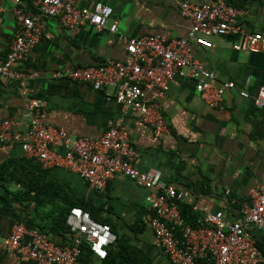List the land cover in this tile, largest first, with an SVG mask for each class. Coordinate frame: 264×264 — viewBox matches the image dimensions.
<instances>
[{"label":"crops","instance_id":"crops-1","mask_svg":"<svg viewBox=\"0 0 264 264\" xmlns=\"http://www.w3.org/2000/svg\"><path fill=\"white\" fill-rule=\"evenodd\" d=\"M97 1L113 8L101 30L87 23L64 27L53 17L42 20L39 41L27 59L17 65L21 71L35 73L26 80L28 92L0 76V120L12 119L15 129L24 131L29 121L26 104L31 97L42 100L39 112L45 124L74 137H98L110 119L120 118L131 145L139 152L136 164L141 170L159 169L165 181L191 193L190 202L210 210L221 209L228 219L236 217L249 189L262 181L264 109L253 103L252 96L264 85V50L236 48L239 36L231 34L211 36L210 47L192 44V56L215 73L217 86L234 81L237 88H226L221 104L211 108L197 93L194 81L177 74L164 96L150 101L153 111L165 122V128L157 130L138 112L123 111L113 98L112 88L94 90L87 83L55 74L67 68L122 59L126 51L120 35L188 38L191 22L168 0H77L76 4L90 6ZM16 6L28 9L30 3L0 0V63L17 28ZM244 10L238 17L243 32L264 34V0H251ZM113 21L117 22L115 33L109 31ZM240 89L249 97L241 96ZM26 158L17 143L0 144V264H33L5 249L2 239L15 223L27 218L38 222L43 219L42 210L47 211V207L35 209L34 192L23 186V182L34 179L32 170L36 165L35 161L27 163ZM51 171L78 195L102 207L101 214L116 225L117 242L140 248L154 264H170L145 221L146 189L117 173L103 191H95L75 173L60 168ZM250 232L264 264V230L253 227ZM42 234L55 242H69ZM84 264H102V259L92 256Z\"/></svg>","mask_w":264,"mask_h":264},{"label":"built area","instance_id":"built-area-1","mask_svg":"<svg viewBox=\"0 0 264 264\" xmlns=\"http://www.w3.org/2000/svg\"><path fill=\"white\" fill-rule=\"evenodd\" d=\"M28 1L30 8L16 6L14 9L17 28L0 63V76L15 81L27 92L26 80L35 73L21 71L17 65L27 59L39 41L45 17L56 18L64 27L87 23L101 30L113 13V8L101 1L90 6H78L77 0ZM168 1L191 22L188 38L120 35L126 51L122 59L67 68L55 75L87 83L94 90L112 88L113 98L123 111L138 112L145 123L153 124L157 130L165 128V122L153 111L150 101L163 97L177 74L194 81L197 93L209 107L219 106L224 90L237 88V85L234 81H226L215 86V73L192 56V44L210 47L211 36L231 34L239 36L234 47L260 52L264 50V34L244 33L238 17L245 10L227 4L226 0ZM109 31H117L116 21L111 23ZM239 93L249 97L244 89ZM252 101L264 109V85L252 96ZM42 105L41 99L29 98L26 104L29 121L24 131H17L12 119L0 120V144L17 143L26 157L43 168L75 173L91 190L103 191L117 173L146 189L145 221L170 264L262 263V252L250 231L253 227L264 230V159L260 169L262 181L249 189L239 214L228 219L221 209L210 210L190 202L191 193L165 181L159 169L141 170L136 164L139 152L131 145L120 118L110 119L98 137H74L45 124L39 112ZM180 202L189 203L197 214L195 225L184 221ZM65 222L72 234L69 244L60 245L38 229L18 222L3 237L2 245L33 264H84L79 260L82 243L89 244L93 257L104 259L107 247L116 241V234L108 224L96 221L81 207H71Z\"/></svg>","mask_w":264,"mask_h":264},{"label":"trees","instance_id":"trees-1","mask_svg":"<svg viewBox=\"0 0 264 264\" xmlns=\"http://www.w3.org/2000/svg\"><path fill=\"white\" fill-rule=\"evenodd\" d=\"M249 1L251 0H226L227 4L239 9H245ZM26 159L28 160L27 163L35 161L31 158ZM33 167L34 179L23 182V186L27 188L28 192H34L35 209L47 207V211L42 210L44 216L38 222L34 218H27L24 221L26 227L36 228L46 235L59 236L69 241L67 243L69 244L72 241V234L66 225L65 219L70 208L78 206L87 210L96 221L108 224L116 234V241L107 247V255L102 259V264H154L140 248L128 242H117L116 225L112 220L101 214L102 207L100 205H94L86 196L78 195L68 182L58 179L51 169L41 167L38 162H36V165L33 164ZM179 207L184 221L195 225L197 214L192 211L191 205L187 202H180ZM56 243L65 245L61 242ZM80 249L79 260L88 263L92 258L89 244L82 243Z\"/></svg>","mask_w":264,"mask_h":264},{"label":"rangeland","instance_id":"rangeland-1","mask_svg":"<svg viewBox=\"0 0 264 264\" xmlns=\"http://www.w3.org/2000/svg\"><path fill=\"white\" fill-rule=\"evenodd\" d=\"M215 86H217V85L215 84Z\"/></svg>","mask_w":264,"mask_h":264}]
</instances>
